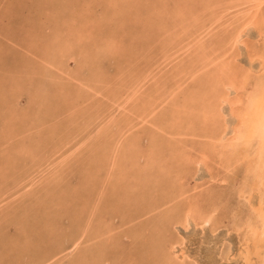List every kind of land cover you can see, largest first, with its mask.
<instances>
[{
  "label": "rangeland",
  "instance_id": "374dc122",
  "mask_svg": "<svg viewBox=\"0 0 264 264\" xmlns=\"http://www.w3.org/2000/svg\"><path fill=\"white\" fill-rule=\"evenodd\" d=\"M263 124L264 0H0V264H259Z\"/></svg>",
  "mask_w": 264,
  "mask_h": 264
},
{
  "label": "bare ground",
  "instance_id": "6f19581e",
  "mask_svg": "<svg viewBox=\"0 0 264 264\" xmlns=\"http://www.w3.org/2000/svg\"><path fill=\"white\" fill-rule=\"evenodd\" d=\"M259 102V101H258ZM261 102V101H260ZM257 105H258V103H257ZM259 105H260V103H259ZM257 107V106H256ZM261 108V107H260ZM263 135L262 136H264V124H263ZM264 139V138H263ZM260 205V204H259ZM262 208V207H261ZM260 208V210H258V216H259V218L262 220V223H263V226H264V210H263V208L261 209ZM206 225H208V222H206V224L204 225V226H206ZM264 230V229H263ZM256 232V231H255ZM256 240H254L255 241V243L257 244V245H255V249H253L254 251H256V250H260L261 249V251L262 250H264L263 248H264V231L262 232V233H258V234H256ZM261 237V238H260ZM263 245V246H262ZM247 248V247H246ZM178 249V248H177ZM181 250V249H180ZM244 253V252H243ZM257 253V252H256ZM260 253V252H259ZM180 254H182V255H180ZM245 254V253H244ZM251 254V253H250ZM183 255H184V253H183V251H181V252H179V253H177V257L179 256V258H181V260L183 259ZM261 255V254H260ZM260 255L258 254L257 256H259L260 257ZM264 255V254H263ZM246 260V259H245ZM249 260V259H248ZM255 263H257V262H255ZM259 264H264V258L262 259V257H260V263Z\"/></svg>",
  "mask_w": 264,
  "mask_h": 264
}]
</instances>
